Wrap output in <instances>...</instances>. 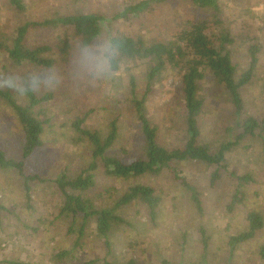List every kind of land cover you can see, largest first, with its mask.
Listing matches in <instances>:
<instances>
[{
  "label": "rangeland",
  "instance_id": "374dc122",
  "mask_svg": "<svg viewBox=\"0 0 264 264\" xmlns=\"http://www.w3.org/2000/svg\"><path fill=\"white\" fill-rule=\"evenodd\" d=\"M26 10L16 12L9 0H0V40L10 45L17 28L27 21L71 14H97L111 18L131 4L143 0H22ZM223 18L235 35L244 37L245 42L233 48V61L238 69L248 65V45L260 43L264 48V0H221ZM208 18L209 11L199 10L191 3L181 0L168 1L153 7L139 17L118 20L108 24L112 34L141 36L147 42L168 41L188 20ZM107 29V30H108ZM63 28L32 30L28 44L32 47L43 43L58 42L64 35ZM108 45L106 29L102 36L89 47L99 57L102 65L99 78L79 74L77 59L81 52L72 55L70 65L56 70L62 83L52 90L53 98L37 111L43 110L50 119L42 136L46 145L26 160L27 169L38 173L50 182L32 184L30 207L23 189L22 178L17 172L0 169V204L8 211L3 212L0 225V261L25 264H123L135 259L139 264H161L168 260L172 264H263L259 247L264 245V229L256 239L241 244L229 259V237L246 231L247 213L257 210L264 216V131L255 137H247L243 143L227 155L229 172L224 174L216 187L210 183L214 168L199 162H184L179 170L190 184L198 188L204 201L202 216L196 213L188 193L169 172L158 176H143L124 181L106 176L97 171L96 188L92 197L99 205L112 206L118 195L133 183L153 186L162 198L156 224L151 222L149 211L141 204L120 209L119 215L132 226H117L110 234L111 249L108 252L104 240L87 227L79 245L75 246L78 233H69V216L61 214L63 198L53 183L61 175H77L91 162L92 148L89 142L79 141V135L71 127L76 116L91 112L85 126L107 133L110 123L118 119L119 134L111 154L125 162L137 155L141 139V126L126 103L125 88L109 94L112 84L106 81V51L97 49ZM259 68L251 85L242 93L246 114L257 119L264 118V52L260 56ZM148 64L143 62L124 63L117 73L124 86L128 74H134L139 87H144ZM42 70L31 64L14 66L6 52H0V75L9 72L26 74ZM149 98V116L159 130L160 142L173 148L186 140L182 118V79L178 71H169ZM0 90H7L0 88ZM16 100L25 105L26 98ZM48 91L41 92V94ZM205 98L204 113L200 117V142L217 146L218 143L234 141L238 129L234 109L224 91L211 78L201 83ZM24 135L22 126L13 109L0 97V148L10 158L22 160ZM251 173L255 182L240 188L244 200L233 206L232 197L238 183L230 177ZM102 198L98 196L100 194ZM79 225L75 226L78 229ZM210 236L209 255L205 256L200 228ZM70 252L58 258L61 252Z\"/></svg>",
  "mask_w": 264,
  "mask_h": 264
},
{
  "label": "trees",
  "instance_id": "16d2710c",
  "mask_svg": "<svg viewBox=\"0 0 264 264\" xmlns=\"http://www.w3.org/2000/svg\"><path fill=\"white\" fill-rule=\"evenodd\" d=\"M174 0H143L131 4L111 18L97 14H71L57 16L44 21H27L17 28V33L10 45L0 40V52L4 51L14 66L31 64L40 69L60 68L70 65L72 55L78 50L88 49L102 36L106 29L108 45H114L117 54L106 64V81L112 86L109 94L125 88L126 103L135 115L141 126V141L136 157L125 162L116 154H111L112 148L118 139V119L110 123L109 130L103 135L98 130H91L85 126L91 112L78 115L71 122L72 129L79 135V141H87L91 145V162L87 168L74 176L61 175L53 183L63 198L61 214L69 216L71 225L69 233H78L75 246L84 236L89 224H94L95 233L104 240L110 252V234L117 226L132 224L119 215V210L133 204H141L149 211L151 222L156 224L162 198L156 189L147 184L133 183L122 191L112 206L99 205L92 197L96 188L97 171L101 170L106 176L116 177L124 181L137 179L143 176H158L164 172L173 175L174 180L188 193L197 214L204 213V201L198 188L181 175L179 167L184 162H199L207 167L214 168L210 183L216 187L224 174L229 172L227 155L233 148L238 147L247 137H255L257 132L264 131V118L257 119L246 114L245 99L242 91L252 84L260 64V56L264 48L260 43L248 45V65L238 69L233 61V48L244 37L235 35L223 18L221 0H181L191 3L199 10L209 11V17H199L186 21L166 42H147L141 36H132L123 33L112 34L108 24L121 19L130 20L149 11L153 5ZM10 6L18 13L26 10L22 0H9ZM63 28L64 35L58 42L43 43L37 46L28 44V35L32 30ZM108 29V30H107ZM108 53L106 51L105 59ZM143 62L148 64L144 80V87H139L138 78L128 74L124 86L117 73L124 63ZM169 71H178L182 79V124L186 133V140L181 146L169 148L160 142L159 130L149 116L148 103L153 91L164 79ZM211 78L213 83L221 88L230 100L234 109L237 125L234 141L218 143L217 146L200 142V117L204 113L205 98L201 93V83ZM48 91L43 94L29 95L25 105L19 103L10 90H0V97L13 109L23 130L24 145L22 160L10 158L6 151L0 148V169L11 170L22 178L23 189L28 206L30 207L32 184L46 183L38 173H31L26 166V160L34 152L46 145L42 136L50 119L45 117L44 111H37L46 102L53 98ZM230 177L237 181V190L232 197V205L242 202L244 194L240 188L255 182L252 174L237 175L230 172ZM102 193L98 196L102 198ZM8 211L0 204V225L3 212ZM246 231L229 237V259H233L236 249L243 243L257 238L264 229V216L257 210L247 213ZM79 225L78 229L75 226ZM205 256L209 255L210 236L204 227L200 228ZM70 252L63 251L58 258L66 257ZM259 257L264 264V245L259 247ZM92 260L85 264H95ZM105 264H111L104 262ZM0 264H25L12 261H0ZM123 264H139L135 259H129ZM161 264H172L162 260ZM181 264V263H176Z\"/></svg>",
  "mask_w": 264,
  "mask_h": 264
},
{
  "label": "clouds",
  "instance_id": "9594fccd",
  "mask_svg": "<svg viewBox=\"0 0 264 264\" xmlns=\"http://www.w3.org/2000/svg\"><path fill=\"white\" fill-rule=\"evenodd\" d=\"M97 51H107L108 57L104 61L110 67V61L117 54L114 45H101ZM102 65L99 57L93 55L91 49H83L77 59L76 71L79 74L99 78ZM62 78L55 68H46L26 74L9 72L0 75V88L14 92L20 98L37 95L44 91H52L60 86Z\"/></svg>",
  "mask_w": 264,
  "mask_h": 264
}]
</instances>
